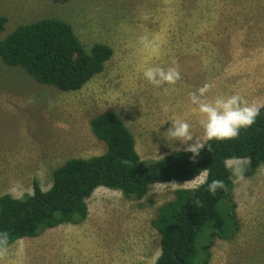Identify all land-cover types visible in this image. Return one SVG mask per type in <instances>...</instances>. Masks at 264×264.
<instances>
[{"label":"rangeland","instance_id":"obj_1","mask_svg":"<svg viewBox=\"0 0 264 264\" xmlns=\"http://www.w3.org/2000/svg\"><path fill=\"white\" fill-rule=\"evenodd\" d=\"M0 14L7 18L0 39L20 24L54 17L71 24L85 48H112L103 71L70 91L39 83L0 56V195L31 194L34 181L45 190L67 159L103 153L89 120L105 110L119 115L147 161L182 150L165 132L177 117L202 134L188 93L205 83L209 101L239 94L264 102V0H0ZM173 65L180 78L166 91L143 77L146 67ZM188 182L154 183L139 200L97 187L82 222L14 241L0 250V264H152L160 237L151 220ZM233 197L238 226L214 241L209 264H264V165L234 181Z\"/></svg>","mask_w":264,"mask_h":264},{"label":"trees","instance_id":"obj_2","mask_svg":"<svg viewBox=\"0 0 264 264\" xmlns=\"http://www.w3.org/2000/svg\"><path fill=\"white\" fill-rule=\"evenodd\" d=\"M6 21L0 14V32ZM111 54L112 48L102 42L85 48L71 24L54 17L20 24L0 39L5 64L19 65L39 83L62 91L82 88L103 71ZM89 126L104 142L103 153L67 159L53 170L51 185L45 190L34 181L31 194L0 195V232L8 234L4 248L46 229L82 222L87 216L86 200L97 187L139 200L154 183L183 184L206 168L208 181L222 180L224 188L214 195L205 186L195 191L187 187L172 191V198L158 207L151 220L160 237V253L152 264H209L214 241L231 237L238 226L227 159L247 158L245 177L264 165V107L254 125L241 130L235 139L210 141L212 151L202 149L194 161L183 150L159 159H140L134 136L112 110L91 117Z\"/></svg>","mask_w":264,"mask_h":264},{"label":"clouds","instance_id":"obj_3","mask_svg":"<svg viewBox=\"0 0 264 264\" xmlns=\"http://www.w3.org/2000/svg\"><path fill=\"white\" fill-rule=\"evenodd\" d=\"M139 40L144 47H151L153 52L156 51L152 41L148 40L146 36H141ZM142 74L149 84L165 91L167 89L163 88L164 85H174L180 78L178 68L174 65L167 68L160 66L146 67ZM209 88L210 85L205 83L195 92L188 93L190 103L196 106V111L201 117L198 121L202 129L201 135H194L192 125L186 119L179 117L171 120L165 131L167 139L171 141L172 145L179 142L180 145L184 146L182 150L191 154L189 157L191 161H194L200 155L202 149L212 151L210 141L232 140L239 135L241 130L250 128L255 124L260 109L264 107V103H249L239 94L219 95L209 101L205 95ZM189 141L191 143H188ZM175 151L179 152L181 148H176ZM247 163V158L243 157H230L227 159L226 168L235 182L243 180ZM201 186H205V190L210 195H214L217 190L224 188V182L218 179L208 181V171L205 168L200 170L186 185L192 191ZM7 242L8 234L0 232V249H3Z\"/></svg>","mask_w":264,"mask_h":264},{"label":"crops","instance_id":"obj_4","mask_svg":"<svg viewBox=\"0 0 264 264\" xmlns=\"http://www.w3.org/2000/svg\"><path fill=\"white\" fill-rule=\"evenodd\" d=\"M91 79H92V78H91ZM91 79H90V80H91ZM90 80H89V81H90Z\"/></svg>","mask_w":264,"mask_h":264}]
</instances>
